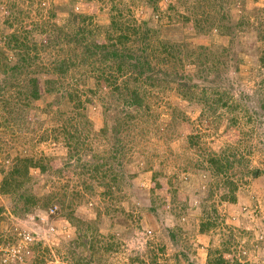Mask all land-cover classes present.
<instances>
[{
    "label": "rangeland",
    "instance_id": "obj_1",
    "mask_svg": "<svg viewBox=\"0 0 264 264\" xmlns=\"http://www.w3.org/2000/svg\"><path fill=\"white\" fill-rule=\"evenodd\" d=\"M194 1L159 0L153 9L149 0H0V47L6 48L14 60V51L6 47L10 33L23 31L29 41L45 43L55 35L54 24L70 31L73 17L79 18L76 14H81L76 26L84 24L82 16L86 15V24L91 22L95 29L92 37L104 40L112 4L126 3L139 21H148L156 29L158 38L186 41L192 46L203 44L207 55L212 51L214 55L216 46L229 43V36L216 29L201 33L194 22ZM229 1L233 20H241L244 10H248L258 27L254 10L263 8L264 0ZM259 36L256 28L243 33L245 46L236 56L239 66L225 56L218 65L224 78L234 80L229 104L239 103L238 107L227 104L229 107L215 113L172 93L166 101L182 111L177 122L170 120L169 111L161 109V104L156 107L159 116L155 115L162 126L171 121L168 138L158 134L153 119H147L145 112L141 115L132 110L139 116L134 119L137 126L120 132L127 147L115 161L117 171L123 168L127 175L114 184L113 195L101 193L106 186H100L84 171L81 163L85 159L68 160L63 137L41 140L40 131H32L22 138L16 135L17 126H0V138L7 140L9 148L0 151V184L19 152L43 153L49 163L45 173L31 169L34 180L28 187L38 196L37 206L19 200L18 193L0 191V264H73L75 260L81 264H221L215 261L220 256L224 264H264V109L260 106L264 72L260 75L256 69L258 52L262 50L264 56V41ZM188 49L183 47V71L202 83L196 69L203 66L189 61ZM199 51L196 49L195 54ZM41 54L47 55L43 50ZM4 78L7 75L0 71V83ZM80 86L86 90L87 86H95L94 80ZM111 93L104 85L96 96L90 94L93 100L87 103L86 111L96 130L104 124L103 103H113L112 97L119 94L115 91L110 97ZM8 94L0 96L8 98ZM104 96L108 99L103 100ZM55 99V95L45 94L35 102L28 114L33 119L31 126H38V122L52 125L54 121L43 108ZM62 108L66 109L65 105ZM7 110L0 100V120ZM114 112L108 120L116 125L119 121L115 114L122 113ZM142 127L148 129L145 138L141 136ZM193 133L202 136L199 148L189 145L188 136ZM249 134L253 135L251 140ZM213 153L222 157L224 169L219 171L206 161ZM87 182L96 186L89 195ZM65 190L68 193L49 204L44 200L50 193ZM74 190H81L84 197H75ZM231 194L236 195L235 201H231ZM54 206L56 212L50 215ZM89 220L96 221L90 229L84 224ZM24 231L32 232L40 241L24 243ZM84 233L87 244L75 249L71 242ZM108 244H113L111 250H105ZM14 245L20 246L23 258L13 255ZM4 258H8L5 263Z\"/></svg>",
    "mask_w": 264,
    "mask_h": 264
},
{
    "label": "trees",
    "instance_id": "obj_2",
    "mask_svg": "<svg viewBox=\"0 0 264 264\" xmlns=\"http://www.w3.org/2000/svg\"><path fill=\"white\" fill-rule=\"evenodd\" d=\"M158 1L149 0L153 4V9H156ZM228 1L193 2L194 22L201 33L216 29L220 34L229 36V43L216 46L214 55L213 51L207 55V46L203 44L192 46L186 41L158 38L156 29L149 26L148 21H139L132 13L131 6H127L126 3L125 6L120 3L112 4L111 22L104 40L92 37L95 29L91 22L86 24V15L82 16L84 24L76 26L81 14H76L79 15L78 19L73 17L74 21L69 24L70 31L54 24L55 35L49 37L45 43L34 39L29 41L25 38L26 35H23V31L10 33L6 38L9 46L6 47L14 51L15 59H10L6 48L0 47V71L7 75L0 83V95L9 93L8 98L0 96L3 106L8 107L7 115L0 120V126L8 128L17 126L19 132L16 135L22 138L32 131H40L41 140L49 137L59 140L63 137L68 160L72 161L74 157L77 158V162L85 159L81 163L84 171L91 178L98 180L100 186H106L101 193L113 195L114 184L124 180L127 175L123 168L117 171L115 161L119 152H124L127 147V142L119 136L120 132L136 129L133 127L137 126L134 119L139 116L132 110L141 115L145 112L147 119H153L158 134L168 138L169 132L171 133V121L164 126L160 125L156 118L159 116L156 107L161 104V109L169 111L170 120L177 122L182 111L166 101L172 93L189 102L201 104L204 110L213 109L215 113L224 106L238 107L239 103L229 104L230 95L231 98L233 96L231 88L234 80L224 78L218 65L221 64L223 56L236 65L240 63L237 57L245 46L241 39L244 32L256 28L259 31V39L264 41V7L254 8L259 22L257 27L251 20L252 12L248 10H244L241 20H233L228 7L232 2ZM225 3L228 5L225 6ZM183 47L189 48L186 54L189 55L190 62L203 66L202 69H196V75L202 83L194 81L192 75L184 73ZM196 49H200L197 54ZM42 50L46 51L47 55L43 56ZM261 52H258L259 67L256 68L260 75L264 72V56ZM92 79L95 86H87L86 90L81 88L82 83H88ZM226 82L229 86L225 84ZM260 84L264 93L263 79ZM104 85L111 90L110 97L115 91L119 94L112 97L113 103H103L104 124L96 130L93 120L87 114V103L93 100L90 94L96 96ZM45 94L56 96L55 101L48 102L43 108L54 122L50 126H44L41 122L37 123L38 126H31L33 119L28 118V114L35 107V102ZM105 99L108 98L104 96L103 100ZM56 103L59 104L57 107ZM62 105H65L66 109L62 108ZM260 106L264 109V98ZM112 111L122 113L121 116L115 114L119 121L116 125L110 124L108 120ZM212 124L216 126L214 121ZM85 132L87 134L83 136ZM147 132V127H142L141 136L145 138ZM127 133L134 135L132 132ZM251 134L248 135L249 140L253 138ZM200 137L202 136L199 133L190 134L189 145L194 148L202 146ZM7 143V140L0 138V151L9 149ZM246 149L249 151L247 147ZM46 159L47 156L36 151L31 154L19 152L13 156V165L4 173L0 191L6 194L18 193L19 200H25L28 206H37L38 196L31 192L28 184L34 180L32 168L39 169L41 173L48 171L49 163ZM206 161L219 171L225 168L222 157L216 153L210 154ZM157 174L155 172L153 178L156 179ZM85 187L90 191L87 193L89 195L96 186L87 182ZM64 193H68L67 190L63 193H50L44 200L49 204L53 198ZM73 193L75 197H84L81 190H74ZM230 198L231 201H235L236 195L231 194ZM95 222L89 220L84 221V224L90 229ZM84 236H87L86 233L80 234L71 242L76 246L75 249L87 244ZM112 247L113 244L104 246L105 250H111ZM92 248H95L94 244ZM215 261L224 264L221 256ZM81 263L77 260L73 262Z\"/></svg>",
    "mask_w": 264,
    "mask_h": 264
},
{
    "label": "built area",
    "instance_id": "obj_3",
    "mask_svg": "<svg viewBox=\"0 0 264 264\" xmlns=\"http://www.w3.org/2000/svg\"><path fill=\"white\" fill-rule=\"evenodd\" d=\"M56 209H57V206L51 207L49 214L51 215L52 213H55ZM21 236H22L23 242L24 243H28V244H30L31 242H33V241H35L37 239L36 236L32 234V232H25L24 231V232L21 233ZM37 240L40 241V239H37ZM19 247L20 246H15V245L12 247L13 255L14 256H18L19 255L20 257L23 258V256H24L23 252L21 253V248H19ZM7 259L8 258H4V263L7 262Z\"/></svg>",
    "mask_w": 264,
    "mask_h": 264
}]
</instances>
